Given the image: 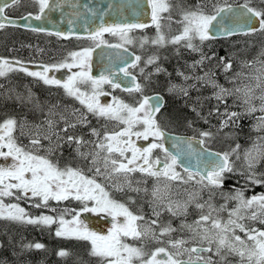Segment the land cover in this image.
Wrapping results in <instances>:
<instances>
[{"label": "snow or ice", "instance_id": "6c2138e0", "mask_svg": "<svg viewBox=\"0 0 264 264\" xmlns=\"http://www.w3.org/2000/svg\"><path fill=\"white\" fill-rule=\"evenodd\" d=\"M19 2L20 0H11V4H18ZM34 2L38 3L40 13L34 18L40 20L45 10L50 8V0H34ZM148 4L151 7V22L157 33L151 43L157 46H164L167 43L180 44L183 41L185 47L199 51V48L193 43L194 40L198 38L199 41L203 42L212 39L210 29L216 27L223 29L225 35L236 34L239 29L235 24L241 20L245 24L251 25L249 31L243 33L244 35L256 31L264 32V11L249 7L248 4H244L242 6L243 11L239 13L230 5L222 6L218 3L211 5L210 13L205 12L203 5H197L195 10H186L177 5L183 28L179 35H175L169 40L162 31V21L172 20L171 9L173 5L170 0H148ZM10 6L8 3L0 5V20H8L5 10ZM164 13H169V15L164 16ZM28 18L24 17V19ZM226 21H230L233 26H229ZM4 27L5 24L0 23V29ZM146 27L149 25L145 23H123L108 26L101 24L94 33H89L87 37L94 42V47L72 52L69 54L71 62L66 60L59 64L46 66L42 72L28 71L19 61L15 62L20 64L17 69L9 60H0V77L6 76L11 71L26 72L29 76L39 78L45 85L62 87L67 95L75 97L89 113L123 125L121 130L106 133L102 140L98 139L91 151L81 152L80 148L83 145L92 142L84 141L82 137L72 135L65 138L55 131H52L51 135L46 134L41 137L39 125L35 126L37 129L35 135L30 137V144L33 149L26 150L24 146L17 143V138L14 136L18 122L10 118L0 123V158L5 161L11 158L10 164L0 166V219L43 226L56 224L55 235L57 237L90 242V255L98 257L100 264H228L229 256L239 257L238 264H264V230L243 223L245 220H250L258 221L264 225V193L253 195L250 198H246L241 189H236L234 193L222 194L225 201L236 202L231 210L227 208V203L219 208L211 203L215 194L212 189L222 188L224 180L227 178L225 173H232L234 170L228 153H225L223 157L219 153H208L209 159L205 164L203 174L200 173L199 169L193 172L188 167H184V171L188 174V180L199 176L197 183L203 186L201 191L209 189L208 200L203 203L198 202L201 199L199 193H190L185 201L173 200L169 186L167 184L163 188L160 186L161 178L187 182L176 171L178 165H183L179 152L184 151V149H180L178 144V153L174 154L164 146L163 141L166 134L156 120V114L161 107V98L144 96L143 87L136 82V78L131 76L128 71L129 67H135L136 63L141 60L140 56H135L133 62H129L127 57L121 56L122 66L119 67V72L123 73L125 77H130L132 81V85L125 86L124 90L129 93L135 91L141 94L136 105H129L123 101H115L114 105L107 106L99 103L98 96L106 94L99 91L102 84L107 83L112 88H120L121 83L113 80L111 76L101 75L99 79H96L89 75L90 60L95 47L107 45L111 48H123L125 44L133 43V37L130 36L133 30ZM32 30L38 31L39 29L33 28ZM105 33L118 37L120 43L109 44L103 39ZM56 34L60 35V33ZM147 42V39L142 40L141 46ZM155 59L156 57H151L147 63L151 64ZM204 59L209 58L202 54L201 60L197 63L203 64ZM260 63L261 67L257 69L258 75L247 77V79L255 81L254 85L249 83L225 88L207 72L204 76H184V79H194L198 83L202 82L204 85L216 89L214 92V97L218 102L216 111L224 117L221 127L229 126L230 121L235 124L242 115L250 116L259 112L261 115L256 117L257 123L254 127L260 131L264 129V61ZM195 66L192 67L195 68ZM246 66L250 67L251 65ZM61 68H66L69 71L72 68H79L81 71L69 76L64 82L55 77H49V72L59 71ZM231 68V63L224 64L225 72ZM160 70L157 68V71ZM181 75L183 74L181 73ZM242 76L244 73L237 72L229 78V81L235 85L236 80ZM81 85L90 87L92 89L91 95L82 91ZM173 88L175 89L177 86L174 85ZM257 90H259V94H257ZM179 91L185 96L188 95L187 88L180 87ZM230 96L240 101L244 109L243 113L230 112L227 107L223 113L219 112V105L221 103L226 105L227 98ZM17 98L20 99L19 96ZM30 99L31 96H29ZM257 100L259 101L258 105L254 102ZM195 110L193 108V111ZM46 123L49 130L54 128L52 120H48ZM77 123H87L83 113L80 114L75 123L65 121L66 126L62 131L67 132L68 128H75ZM20 127L23 128L24 125ZM92 133L99 138L100 134L95 129L92 130ZM52 135L56 136L54 147ZM200 136L202 138L196 143L203 145L206 139L212 137V133L204 131L200 133ZM150 137L157 142H152L147 147L137 146V140L148 141ZM42 138L48 139L50 142L49 148L45 149L47 155L39 154L37 146L42 147ZM262 141H264V137H260L258 142L244 153L246 176L244 172H241L240 175L252 184H264V179L258 178L255 171L256 167L264 161V142ZM61 142L68 143L70 146L74 142L76 144L75 151L79 156L84 159L91 157L92 167L89 171L94 173L93 176L85 175L80 168L71 166L61 168L48 158L56 149L62 147ZM184 143H186L189 153L195 152L191 140ZM157 148L164 153L163 160L159 156L153 157V150ZM238 148L239 145H237ZM199 154L202 155L203 153ZM137 172L156 178L157 184L151 191L152 199L150 201L152 215L155 219L146 220L144 215L134 214L124 203L111 198L105 184L96 179L99 176L103 177L105 181H112L108 187L115 191L123 192L127 189L131 192L140 193L143 191L147 193V188L142 189L133 186L132 175ZM259 176L264 177V173H260ZM135 183L139 185L141 181L137 180ZM4 197L15 198L16 200L38 198V202L33 205L34 207H49V201L59 203L71 198L80 202L82 212L106 213L112 218V227L107 235L91 231L87 224L80 219V212L75 209L71 210L73 213L71 219L65 218L69 213L68 209H64L56 217L50 215L33 217L18 203L5 204ZM192 205L200 210L199 219L192 224L181 222L179 229L180 231L186 230L190 234L189 237L168 239L167 241L162 239L166 236L170 237L171 233L178 231L170 223L166 225L160 223L162 213L166 211L173 217L186 216L188 208ZM205 209H207L206 212ZM51 211L56 212V209L51 208ZM223 211L228 213L227 220H223L218 214ZM213 213H217V215H213ZM238 233H243V237ZM127 239L139 241L141 246L129 244ZM149 241L158 246L154 250H146L144 245ZM165 244L167 246H164ZM28 247L42 249L44 245L36 243L30 244ZM59 255L63 257L69 253L62 250Z\"/></svg>", "mask_w": 264, "mask_h": 264}, {"label": "rangeland", "instance_id": "374dc122", "mask_svg": "<svg viewBox=\"0 0 264 264\" xmlns=\"http://www.w3.org/2000/svg\"><path fill=\"white\" fill-rule=\"evenodd\" d=\"M242 2H247L248 5H251V7L256 8L257 10L264 11V0H170V3L173 5L171 9L172 20L162 21V31L169 40L173 36L179 35L182 31L183 24L180 23L181 15L179 13V8L177 7V5L186 10H195L197 5H203L205 12L210 13L212 10V4L218 3L222 6H226L229 4ZM33 3V0H23L20 5H18L14 9H11L10 11L13 13L22 14L23 11H30L34 9L35 6ZM17 8H19L18 11ZM163 15L168 16L169 13H164ZM11 34L9 33V35ZM156 34V28L154 25L152 28L147 30H133L130 33V36L133 37V43L125 44V46L131 48L135 53L138 54V56L141 57V60L138 63L139 65L134 69V71L140 77V81L143 86V94L146 92V95L144 96L156 93H160L163 96L166 95L168 98V102L166 99V106L171 103L173 98H182V106L188 109L190 112H193V116H195V119L192 120L187 117L185 119V122L182 121V119H178V121H181V123L184 124L186 131L191 132L192 135L196 134L199 137H201V132L210 131L212 133V137L210 139H206L205 141L208 147L213 150L217 149L215 151H220L222 154H229V160L230 163L233 165L234 170L232 173H225V176L227 178L224 180L222 188L212 189V192H214L215 194L212 197L211 203L217 208L227 203V208L231 210L235 206L236 202L225 201L222 194L234 193L236 189L243 190L246 198H250L253 195H259L261 193H264V184H252L251 182L247 181L244 176L240 175L241 172H244L246 176V166L244 163L245 151L252 148L253 145L258 142V139L260 137H264V129L257 131L254 127L257 123L256 117L260 116L261 113L256 112L250 116H241L243 120H246L244 122L247 126V132L251 134V136L253 133H257L258 135L257 139L253 140L254 142H252L251 145L240 149L235 148L234 151L232 147H230L229 142L237 137L236 130L239 127V123L243 122V120L239 119V121H237L235 124L230 121L229 126L221 127L224 117L216 111V107L218 104L217 100L214 97V92L216 91V89L204 85L202 82L198 83L194 79H184V76H204V74L207 72L212 75V77L217 81V83L223 85L225 88H233L234 86H242L244 84L249 83L254 85L255 81L249 80L247 79V77L258 75L257 69L261 67L260 62L264 61V54H262L264 53V32L258 33V35H235L234 37H228L221 40L212 38L203 42L199 41V39L197 38L193 41V43L199 48V51H193L185 47L183 41L180 44L167 43L164 46L154 45L151 43V40L156 37ZM41 37L42 36L35 39L33 43H25L24 45L20 44L22 42L17 43L9 40V43H7L6 45L0 44V60H9L17 69L20 67V65L16 64V61L22 63H24L25 61H31L34 62L32 64V68L37 67V69L33 70V68L27 70L32 72H42L43 70H40L42 69L39 65L40 62H43V64L46 66L59 64L66 60H68V62H71L69 60V54L72 52H78L79 49L80 51H82L84 49L83 46H85L84 43H81L77 40H75L76 42L72 41L73 43H70L71 48L69 50V53L66 56L61 53L60 58L57 55L56 57L52 56V61L50 59V55H53L54 53H59V48L55 44H53L55 40H52V38L48 37L43 39ZM112 38L115 40V42L120 43L118 37L113 36ZM31 39L34 38H29L28 40L30 41ZM144 39H147L148 42L143 43V46H141V42ZM79 43L83 45H79ZM72 45L79 46L73 48ZM80 46L83 48H80ZM60 47H63V45H61ZM202 54L203 56L208 57L209 59H204L203 64H198L197 62L201 60ZM44 56L46 57L45 60L42 59L44 58ZM151 57H156V59L153 63L148 64L147 61ZM170 58L172 59V61H174L173 72H167L165 74V78L167 79L166 82L163 78L157 79L155 77V74L163 72L164 70V65L162 62H166V60L168 61V59ZM221 58H223V61H221ZM226 63H231L232 65V68L227 72L224 71V64ZM193 65H196L195 68L192 67ZM246 65L251 66L248 67ZM157 68L161 70L157 71ZM61 70L62 72L59 73H63L62 75L64 76L63 78H61L62 82L66 81L67 78L73 75L74 73H78L79 71H81V69L79 68H72L71 71L66 68H61L59 71ZM17 72L18 70L11 71L8 72L6 76L0 77V102L1 99H4V97H7L10 100L16 102H31L33 105H29L30 107L28 108L30 109H28L27 113L29 114V112H31V110L35 108V114L33 112H31V114H38L41 117L40 119L31 118L34 121L33 122L30 119L27 120L25 116L13 118L11 115L3 114V116H5L4 118L0 119V123L10 118L15 119L18 122L16 131L14 132V136L17 138V143L24 146L26 150L33 149V146L30 144V137L35 135L37 131L35 126L37 125L40 126L39 132L41 134V137L46 134L51 135L52 131H55L58 132L60 136L65 138L68 135H72L75 137H82L84 141L92 142L83 145L80 148L81 152L91 151L93 149L94 143L97 142L98 139L102 140L103 136L106 133L119 131L123 128V125H118L116 121L108 120L104 117H98L96 115H93L92 113H89L84 105H81L75 97L67 95L63 88L62 90L56 88L57 90L55 91L54 88L57 86L45 85L43 81H41L37 77H32L28 75V77H30L33 82L26 80V88L23 90V86L15 84L20 83L23 80L22 77L18 76V74L22 75V73H24L25 76H27V73L23 71H20L22 73ZM52 72L53 71H51L50 73ZM237 72L244 73V76L237 79L234 85L233 83H230L229 78L233 77L234 74ZM181 73L183 75H181ZM48 75L49 77L52 76L49 73ZM168 75L169 78H167ZM38 83H43L42 87H39L38 90L35 91V93L32 92L30 86L35 87ZM174 85L177 86V88L174 89ZM192 85H195V87H192ZM47 87L53 88V94L60 96L57 98L52 96L51 93L47 92V90H49V88ZM80 87L82 91H86L89 95H91L92 89L90 87L84 85H81ZM180 87L188 89L187 96L183 95L179 91ZM18 90L21 93H18ZM153 90H155V93H153ZM99 91L106 93L105 95L98 96L99 103L105 106L114 105L115 101H123L124 103H127L129 105H136L137 101L141 98V94L139 92L130 95L125 92H119L107 85L106 83L100 86ZM257 94H259V90H257ZM18 96L20 97V99L17 98ZM29 96H31L30 100ZM254 102L257 105L259 104L258 100ZM14 104L15 103L12 104L13 106H11V108L14 107ZM225 107H227V110L230 112L235 111L243 113L244 111L243 107L240 104V101L236 100V98L232 96L227 98L226 105L223 103L219 105V112L223 113ZM2 108H7V106L4 107L1 105L0 114L2 113ZM193 108H195L196 110L193 111ZM162 109L157 114L156 120L159 116L162 115L161 112L164 111ZM23 113L26 114L25 110H23ZM81 113H83L86 117V124L77 123L75 128L70 127L68 128L67 132L62 131V129L66 126L65 121L69 123H75L80 117ZM182 116L184 117L183 114ZM61 117H64V119H61ZM48 120H52L54 122V128L52 130H49L47 127L46 122ZM160 121L161 123L165 124V126L169 125V122H167V119L164 116L160 119ZM21 125H24V127L21 128ZM93 129H95L96 132L100 134L99 138L93 135ZM162 130H164L163 127ZM55 142L56 136L52 135L53 147L55 146ZM152 142L157 141H155L151 137L148 141H145L143 139H139L136 141L138 147H147ZM49 143L50 142L48 139H41L42 147L37 146L39 148V154L47 155L45 149L49 148ZM61 143L62 147L56 149L51 155L48 156V158L53 162L57 163L61 168L65 166L80 168L83 170L85 175L89 177L93 176L94 173L92 171H89V169L92 167L91 157H89L88 159H84L79 156L75 151L76 144L74 142L71 144V146L68 143ZM64 146H68L69 149H71V153L69 155L73 154V156L70 157L68 155L67 160L72 161L73 163H68L67 161H65L63 166H60V163L56 161L55 154L56 152H58V154L61 153L63 151ZM152 155L153 157L159 156L161 160L164 159V153L159 148L154 149ZM10 163L11 158H9L8 161H5L0 158V164H4L7 166ZM176 171L180 174L183 180L187 181L186 183L182 182L181 180L171 181L166 180L165 178H161L160 180V186L162 188L165 184L169 186V191L173 200L185 201L188 199L190 193H199L201 199H199L198 202L200 203H203L204 201L208 200L209 189H203V191H201L203 186L197 183V181L199 180V176L188 180V174L183 169L176 167ZM255 171L258 174V178L264 179V177L259 176L260 173H264V161H262L256 167ZM96 179L98 182L105 184L107 190L110 193L111 198L117 200L118 202L124 203L134 214L144 215L146 220L155 219V217L152 215V205L150 201L152 199L151 191L153 187L157 184L156 178L148 177L138 172L132 175L133 186L141 187L142 189L147 188V193L143 191H141L140 193H136L128 191L127 189H125V191L123 192L115 191L111 187H108V185H110L112 181H105L103 177L99 176L96 177ZM137 180L141 181L139 185L135 183ZM132 195H135L136 197H133ZM7 198L8 197L3 198L5 204L13 203L10 199ZM132 201L135 202L133 203ZM90 206L92 205L90 204ZM76 211L80 212V219L83 220L85 224H87L89 230L95 231L101 235L108 234L109 230L112 227V218L106 213L96 214L91 212H82L81 208L77 209ZM206 211L207 209H205V212ZM52 213L53 212H51L50 215ZM218 214L223 220H227V211L219 212ZM199 215L200 210L196 209L194 205L188 208V213L186 216L173 217L170 213L166 211L163 212V214L160 216V223L162 225L170 223L171 226L173 228L178 229V231L171 233L170 237L166 236L162 239L167 241L168 239L188 238L190 234L186 230H179L181 222L192 224L194 221L199 219ZM213 215H217V213H213ZM67 219H71V213L67 217ZM243 223L251 227H256L261 230H264V225H261L258 221L245 220L243 221ZM238 234H240L242 237L244 235L243 233ZM127 242L129 244L141 246V242L139 241L127 239ZM144 246L146 247V250H154V248L158 245H156L152 241H149ZM164 246L167 245L165 244ZM238 261L239 257H228V264H238Z\"/></svg>", "mask_w": 264, "mask_h": 264}, {"label": "trees", "instance_id": "16d2710c", "mask_svg": "<svg viewBox=\"0 0 264 264\" xmlns=\"http://www.w3.org/2000/svg\"><path fill=\"white\" fill-rule=\"evenodd\" d=\"M246 4L248 3L246 2ZM248 6L251 7V5ZM261 32L262 31H256L255 33H249L248 35H255V34L258 35V33ZM9 33L12 34L9 35ZM40 36H42L41 38L43 39L49 37L52 38V40H54V37L51 34L46 35L38 32H36L35 34L34 32L26 31V30L23 31L20 30L19 28L4 27L3 29H0V44L6 45L7 43H9V41H13L17 43L22 42L20 44L24 45L25 43H33L34 40L39 38ZM29 38H34V39H31L29 41L28 40ZM173 62L174 61H172L171 58L168 59V61L166 60V62H162L164 65V70L163 72L155 74V77L157 79L163 78L166 82L167 79L165 78V74L167 72H173V65H174ZM169 75L167 76V78H169ZM18 76L22 77L23 80L22 82L17 83L15 85L23 86V90L26 88L25 86L27 84L26 80L33 82L27 76L24 77L21 74H18ZM37 85L39 86H35V87L30 86L32 92L35 93V91H37L39 87H42L43 84L38 83ZM53 90H54L53 88H49L48 92L51 91L54 92ZM153 91L151 92L155 93V90ZM18 93L21 92H19L18 90ZM135 93L136 92L134 91L132 93H127V94L132 95ZM143 95H146V92ZM163 97L165 98V104L162 109L164 111H162L163 112V113L161 112L162 115L160 114L161 116L157 118L161 128L163 127V129L168 132L172 131L179 134L186 133L188 135H192L191 132L186 131L184 124L181 123V121H178V119H182V121L184 122L187 117H189V119L191 120L195 119V116H193V112H190L188 109L182 106L181 104L183 102L182 98L181 99L173 98L172 100L173 102L171 101V103L168 104V106H166V99L168 102V98L166 95H164ZM11 103L12 104L15 103L13 108H11V106H13ZM1 105L4 107L7 106V108L1 109L2 113L0 114V119L4 118L5 115L3 116V114L11 115L13 118L14 117L19 118L25 116L26 119H28L29 117L32 119L35 118L40 119L41 117L38 114L33 115V113L35 114V108L33 107L32 108L34 110L33 109L31 110V112L33 113L32 114L31 112H29V114L27 113L28 109H30L28 108L30 107L29 105L31 106L33 105L31 102L28 103H26V101L16 102L10 100L7 97H4V99H1L0 107ZM23 110H25L26 114L23 113ZM182 114L184 115V117L182 116ZM163 116L167 119L169 125L165 126V124L161 123L160 119ZM244 121L246 120H243V122L239 123V127L236 130L237 137L235 138L234 136L235 139L229 142V145L230 147H232L233 150L237 148V145H239L238 149L245 148L251 145V143L254 142L253 140L257 139V135H258L257 133H253L251 136V134L247 132L248 131L247 126ZM205 144L207 145V143ZM70 153H71V149H69V147L67 146H64L63 151L61 153L58 154V152H56L55 154L56 161L60 163V166H63L65 161H67L68 163H73L72 161L67 160V157ZM69 156L71 157L73 156V154ZM0 166H6V165L0 164ZM132 196L136 197L135 195ZM7 199H10L13 203H18L21 207H23L26 210V212L30 216L33 217H38L40 215H50V213L53 212L51 211V208H55L56 212H53L50 216L56 217L59 214H61V212L64 209H68L69 213L65 216V218L67 219L70 213L72 217L73 215V213L71 212L72 209L77 210L81 208L80 202L75 201L74 199L71 198L65 201H61L59 203L55 201H49V207H34L33 205L38 202V198H34L31 200H16L15 198L8 197ZM56 229H57L56 224H52L50 226H43V225H34V224H26V223H15L0 219V264H100V259L98 257H94L90 255V249H91L90 242L84 240L66 239L62 237H57L55 235ZM36 243L43 244L44 247L42 249H36L35 247L32 248L28 247V245L30 244L34 245ZM62 250L68 252L69 255L63 257L60 256L59 252Z\"/></svg>", "mask_w": 264, "mask_h": 264}, {"label": "water", "instance_id": "95a60500", "mask_svg": "<svg viewBox=\"0 0 264 264\" xmlns=\"http://www.w3.org/2000/svg\"><path fill=\"white\" fill-rule=\"evenodd\" d=\"M5 3L11 5V0H0V5ZM229 5L238 13L243 11L242 6L244 3H234ZM39 14L38 11L35 14L24 13L21 16H9L5 11L8 20H0V23H4L5 27H16L21 30L32 31L35 33H49L62 38L63 40H69L71 38H87L89 33H94L101 24H104L105 26L123 23L148 24L149 27L144 29L153 26L151 22V7L148 4V0H50V8L45 10L40 20H36L34 17ZM24 17L29 18L24 19ZM226 23H228L229 26H233L230 21H226ZM235 26L239 29L236 34L225 35L223 29L218 27L210 29V34L215 39H224L225 37L242 35L244 32L249 31V28L251 27V25L245 24L243 20L236 23ZM33 28L39 30L33 31ZM135 30L141 31L142 29ZM56 33H60V35H57ZM109 44L117 43L113 42ZM124 49H127V51H124ZM121 56L127 57L129 62H133L136 54L125 46L119 49L111 48L107 45L95 47L90 60L89 75L96 79H99L101 75L111 76L113 80L121 83L120 88L123 90L125 86H131L132 81L130 77H125L123 73L119 72V67L122 66L120 61ZM131 76H134L136 82L139 83L137 76L132 73ZM157 96L161 98V111L165 103L163 95L156 93L148 95L147 97ZM163 131L166 134L163 143L170 152H173L174 154L178 153V144L180 149H184V151L179 152L180 159L183 161V165L177 166L180 169L184 170V167H188L189 170L193 172H196L199 169L200 173L203 174L205 164L209 159L208 153H219L221 157L224 155L219 151L210 149L205 143L203 145L196 143V141L201 139L199 136ZM188 140L192 141V148L195 149V152L189 153L187 150V145L184 142ZM199 153L203 154L200 155Z\"/></svg>", "mask_w": 264, "mask_h": 264}, {"label": "flooded vegetation", "instance_id": "af4514ba", "mask_svg": "<svg viewBox=\"0 0 264 264\" xmlns=\"http://www.w3.org/2000/svg\"><path fill=\"white\" fill-rule=\"evenodd\" d=\"M23 2V0H20V2L18 3V4H11V6L10 7H8L7 9H6V13H7V15H9V16H15V15H23L24 13H32V14H35V13H37L38 11H39V5H38V3H35L34 2V0H33V4H34V6H35V8L34 9H32V10H28V11H23V13L22 14H17V13H13V12H11L10 10L11 9H14V8H16L18 5H20L21 3ZM19 10V8H17V11ZM23 10V9H22ZM53 37H54V40H55V42L53 43V44H55L58 48H59V53H54L53 55H50L51 56V60L53 61V59H52V56L53 57H56V55L57 56H59V58H60V55H61V53H63L65 56L69 53V50H70V48H71V42L72 41H75V40H77V41H79V42H81V43H84L85 44V46H83L84 47V49L85 48H89V47H94V42L93 41H91L90 39H87V38H83V39H81V38H71V39H69V40H63L62 38H59V37H57V36H54V35H52ZM113 36L111 35V34H104V36H103V39L105 40V41H107L108 43H119V42H115V40L112 38ZM76 42V41H75ZM73 43V42H72ZM74 44H78V43H74ZM61 45H63V47H60ZM79 45H83V44H80L79 43ZM79 45H77V46H79ZM77 46H74V45H72V47L73 48H76ZM125 46V45H124ZM83 47H81L80 46V48H83ZM128 48V47H127ZM129 49H131V48H129ZM132 50V49H131ZM80 51V49L78 50V52ZM133 51V50H132ZM134 52V51H133ZM135 53V52H134ZM136 55L138 56V54L136 53ZM45 56H44V58H42V59H44L45 60ZM16 61V60H15ZM34 62H31V61H25L24 63H22V62H20V64H22L25 68H27V69H33V70H36L37 69V67H33L32 68V64H33ZM139 62H137L136 63V66L135 67H131V69H129V73L131 74H134L135 76H137L138 77V79H139V83H141V81H140V77L136 74V72L134 71V69L139 65L138 64ZM19 64V65H20ZM16 65V64H15ZM40 68H42V69H40V70H44V67H46V65H44L43 64V62H40ZM89 71H90V68H89ZM18 72H20V71H18ZM59 72H62V70L61 71H56V70H53V72L52 73H50L49 72V74H51L52 76L51 77H55L56 79H59V80H61V82H62V79L61 78H63L64 76L62 75L63 73H59ZM20 73H22V72H20ZM22 75H24L25 76V74L24 73H22ZM27 77H28V75H27ZM29 79H30V77H28ZM43 84V83H42ZM107 84V83H106ZM107 85H109V84H107ZM37 86H39V85H37ZM110 87H111V85H109ZM59 89V90H62V87H59V86H57V87H55L54 89H55V91L57 90V89ZM113 89H115V90H117V91H119V92H125V93H129V92H126V91H124L122 88H113ZM47 92H48V90H47ZM49 93H51L52 94V96H54V97H59L60 95H56V94H53V92L51 91V92H49ZM28 119H30V120H32L30 117L28 118ZM27 119V120H28ZM33 121V120H32ZM34 122V121H33ZM68 147V146H67Z\"/></svg>", "mask_w": 264, "mask_h": 264}, {"label": "bare ground", "instance_id": "6f19581e", "mask_svg": "<svg viewBox=\"0 0 264 264\" xmlns=\"http://www.w3.org/2000/svg\"><path fill=\"white\" fill-rule=\"evenodd\" d=\"M242 35H244V34H242ZM233 37V36H232ZM163 214V213H162Z\"/></svg>", "mask_w": 264, "mask_h": 264}]
</instances>
